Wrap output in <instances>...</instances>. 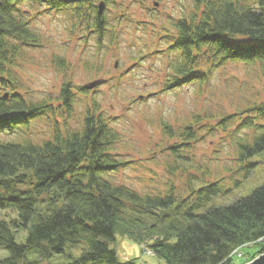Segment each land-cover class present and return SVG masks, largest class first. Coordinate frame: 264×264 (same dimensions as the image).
Returning <instances> with one entry per match:
<instances>
[{"label":"trees","instance_id":"1","mask_svg":"<svg viewBox=\"0 0 264 264\" xmlns=\"http://www.w3.org/2000/svg\"><path fill=\"white\" fill-rule=\"evenodd\" d=\"M101 1L107 8L103 13L96 0H0V132L18 133L13 139L0 135V264H41L56 254L68 258L63 264H139L136 258H122L111 245L118 236L147 245L160 264H237L235 250L244 246L255 247L247 251L248 260L264 253V184L229 204L215 205L214 198L224 192L218 181L190 187L189 197L178 198L173 182L162 195L108 179L105 171L115 172L128 161L117 157L120 133L95 111H87L80 128L63 132L57 127L48 139L22 133L55 107L52 98L28 99L16 91L14 66L27 47L43 45L22 5L72 10L75 23L84 26L86 35H95L101 47L106 38L119 43L123 19H135L125 12L114 19L107 12L115 1ZM173 24L176 34L164 37L171 39L167 52L175 53L174 73L164 91L187 83L201 88L231 62H258L264 68V0H193L192 9ZM56 63L64 65L65 59L58 57ZM58 99L71 114L75 95L70 81ZM252 110L264 119V100L223 116V123ZM163 124L169 137L197 139L192 124L177 133ZM188 144L169 147L176 161L188 158L176 151ZM237 145L238 161H244L264 150V134ZM22 230L27 231L25 240L18 241Z\"/></svg>","mask_w":264,"mask_h":264},{"label":"rangeland","instance_id":"2","mask_svg":"<svg viewBox=\"0 0 264 264\" xmlns=\"http://www.w3.org/2000/svg\"><path fill=\"white\" fill-rule=\"evenodd\" d=\"M96 1L99 4L100 0ZM114 1L107 13L113 18L116 13H130L135 19H123L118 24L119 43L110 44L106 38L101 47L95 35H86L84 26L75 23L72 10L22 5L31 26L41 34L43 45L27 47L23 58L14 66L16 91L28 99L52 98L55 106L33 120L22 133L37 141L48 139L57 127L63 132L80 128L87 111H95L104 114L120 133L115 150L117 157L128 161L115 172L105 171L103 176L108 179H116L142 193L162 195L173 182L182 192L176 190L178 198L189 197L190 187L218 181L224 192L214 198L215 205L229 204L263 185L264 150L239 162L237 142H253L264 134V119L252 110L223 123V116L264 100L262 65L231 62L217 69L201 88L197 83H187L164 91L166 81L174 73L175 57V53L167 52L171 39L164 35L176 34L173 23L192 9L193 0ZM58 57L65 59L64 65L56 63ZM98 80L93 87H85ZM67 81L75 95L71 114L58 99ZM165 121L176 133L192 124L197 128V139L169 137L164 131ZM0 135L2 139L18 137L17 132L10 135L0 132ZM182 142L190 143L176 148L188 157L179 159L185 166L175 160L169 149ZM211 205L212 202L207 203L203 210ZM26 233L20 231L17 240L24 241ZM111 245L117 247L122 258H136L139 264L163 262L147 245L128 236H118ZM254 249L244 246L241 251ZM7 254L1 250V256ZM30 256L37 258L38 254L32 252ZM249 257L248 252L243 258L234 255V261L245 264ZM67 261L65 254H56L41 264Z\"/></svg>","mask_w":264,"mask_h":264},{"label":"water","instance_id":"3","mask_svg":"<svg viewBox=\"0 0 264 264\" xmlns=\"http://www.w3.org/2000/svg\"><path fill=\"white\" fill-rule=\"evenodd\" d=\"M104 8H105V2L101 1L99 3V12L103 13ZM98 82H100V81L99 80L98 81H93L91 83L86 84L85 87H87V88L93 87ZM245 264H264V253L260 254L258 257L254 258L253 260H251L250 262H247Z\"/></svg>","mask_w":264,"mask_h":264},{"label":"built area","instance_id":"4","mask_svg":"<svg viewBox=\"0 0 264 264\" xmlns=\"http://www.w3.org/2000/svg\"><path fill=\"white\" fill-rule=\"evenodd\" d=\"M235 251L237 253L238 258H243L244 257V253L240 250V248L236 249ZM248 261H250V260H248Z\"/></svg>","mask_w":264,"mask_h":264}]
</instances>
